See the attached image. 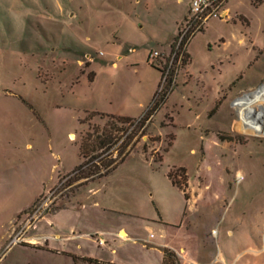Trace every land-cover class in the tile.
Masks as SVG:
<instances>
[{"label":"rangeland","instance_id":"rangeland-1","mask_svg":"<svg viewBox=\"0 0 264 264\" xmlns=\"http://www.w3.org/2000/svg\"><path fill=\"white\" fill-rule=\"evenodd\" d=\"M190 1L0 0V235L12 219L9 240L24 228V244L35 206L90 194L98 178L72 168L85 160L79 143L94 127L114 141L100 157L131 153L106 203L157 219L172 205L156 209L148 196H164L171 165L194 222L214 235L205 239L212 264H264V139L234 134L229 107L264 71V3L229 0L224 18L189 38L164 106L143 127L89 114L147 105L161 81L149 55L168 51ZM142 155L164 157L149 166Z\"/></svg>","mask_w":264,"mask_h":264},{"label":"crops","instance_id":"crops-1","mask_svg":"<svg viewBox=\"0 0 264 264\" xmlns=\"http://www.w3.org/2000/svg\"><path fill=\"white\" fill-rule=\"evenodd\" d=\"M228 1L224 2L223 13L229 11L226 7ZM249 1L255 7L264 3V0ZM240 15L245 19L244 23L249 25L248 18ZM170 45L171 43L169 47ZM157 71L160 73L158 69ZM262 77L264 71L260 73L256 83ZM152 98L151 95L147 105L141 101L138 103V113L123 111L108 114L139 118L147 110ZM166 100L155 111L161 110ZM71 134L74 135L70 132L69 137ZM130 154H127L120 164L127 161ZM163 155L158 158V162L148 160L144 155L142 157L151 166L160 165ZM119 165L107 175L91 182L90 194L81 193L75 200H70L62 206H54L45 212L26 230L24 244L8 246L14 222L9 220L8 226L0 235V263L11 255L9 264H74L77 258H91L112 264H163V250L167 249L174 257H178V264H212L214 259H210L205 239L206 236L213 238L214 235L204 232L194 222L197 215L189 211V197L186 198L184 192L172 184L167 176L171 165H168L165 172V189H160L164 196L159 190L153 194L149 193L148 196L156 209H160L159 202L163 203V206L172 205L171 210L158 213L157 219L106 203L105 197L111 191L109 183ZM172 165L180 167V164ZM74 168L75 166L72 169Z\"/></svg>","mask_w":264,"mask_h":264},{"label":"built area","instance_id":"built-area-1","mask_svg":"<svg viewBox=\"0 0 264 264\" xmlns=\"http://www.w3.org/2000/svg\"><path fill=\"white\" fill-rule=\"evenodd\" d=\"M225 0H191L189 6V16L185 18L182 26L179 27L169 50L163 54L158 50L150 53L149 57L160 69L161 81L149 106L164 95L165 98L169 90L173 87V77L177 64L184 55V46L195 33L200 32L205 22L214 18H224L227 12L223 13ZM171 79L168 88L167 81ZM164 89V90H163ZM231 105V131L234 134L245 137L264 139V77L254 86L238 93L230 102ZM148 106V107H149ZM240 176L237 177L239 179ZM51 200L41 202L32 210L30 219H39L50 209ZM28 219L26 222H29ZM29 224L27 225V227ZM24 229V228H23ZM23 229L13 235L8 241V246L17 244L22 240ZM215 233V230H212Z\"/></svg>","mask_w":264,"mask_h":264},{"label":"trees","instance_id":"trees-1","mask_svg":"<svg viewBox=\"0 0 264 264\" xmlns=\"http://www.w3.org/2000/svg\"><path fill=\"white\" fill-rule=\"evenodd\" d=\"M156 69H158L156 67ZM171 79L167 81L166 86L168 87ZM165 100V96L161 95L160 98L154 103V105H151L150 107L147 108V110L144 112L142 116L139 118H129L125 116H114V115H109V114H104L96 111H92L89 114L94 115L98 114L100 116H107L112 120H117L121 123L123 122H137V124L142 125L145 123L147 120L150 119L151 114L153 111H155ZM107 125V124H106ZM92 131H87L84 136H82L80 143H79V156L82 158H85L81 163H79L75 168L73 169L74 171H80L82 168L86 167L87 170L82 172V176L85 178L89 179H94L98 177H102L104 175H107L109 172H111L117 165L121 163V161L124 159V157L127 155L126 152L121 153V155L112 158L109 156V158H106V155H109L108 153L103 155L105 158L100 157V153L97 151L99 149H102L104 146H109L112 142V137L108 133H100L98 134L95 131V128L93 127L91 129ZM239 136V135H237ZM184 174V168L183 167H178L176 168L175 176ZM168 178L171 180L172 184L176 185L179 187L183 192L184 196L187 198V194L185 193V190L183 189L182 183H179L176 179H174V176L171 171L168 172L167 174ZM164 259H163V264H178L177 260L175 259L174 255L170 253L169 250L164 249ZM74 259H76L74 257ZM82 260H86L88 262H99L100 264H112L109 262H101L98 260H94L91 258H81Z\"/></svg>","mask_w":264,"mask_h":264}]
</instances>
